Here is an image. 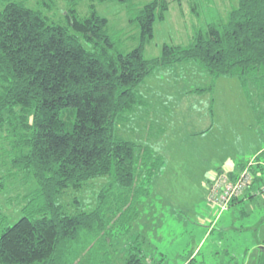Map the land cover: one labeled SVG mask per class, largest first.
<instances>
[{"label":"trees","instance_id":"16d2710c","mask_svg":"<svg viewBox=\"0 0 264 264\" xmlns=\"http://www.w3.org/2000/svg\"><path fill=\"white\" fill-rule=\"evenodd\" d=\"M28 1L0 0V154L9 151L14 174L36 185L23 197L22 216L0 234V264H109L115 231L125 225L130 232L161 164L150 147L118 135L126 114L145 102L138 87L156 69L194 62L215 78L236 77L244 89L251 83L263 99L264 0H238L226 22L207 24L187 47L164 45L149 60L143 49L167 0L131 15L139 43L128 52L116 47L93 4L114 0H88L84 16L79 0H65L58 21L48 15L57 0L36 8ZM262 155L254 161L264 162ZM260 171H252V188L260 186ZM105 177L92 210L76 206L71 214L60 203L68 190ZM5 219L0 208V224ZM261 250L257 264H264ZM136 253H127L126 264H143Z\"/></svg>","mask_w":264,"mask_h":264},{"label":"rangeland","instance_id":"374dc122","mask_svg":"<svg viewBox=\"0 0 264 264\" xmlns=\"http://www.w3.org/2000/svg\"><path fill=\"white\" fill-rule=\"evenodd\" d=\"M39 1L29 0L26 6L36 8ZM150 1L93 2L96 12L107 19L108 34L121 52L138 45V28L129 19ZM167 1L164 19L154 24L153 37L144 46L145 59L160 57L164 45L189 46L207 24L226 22L238 4V0ZM89 4L78 1L80 16L87 14ZM65 8L66 1L57 0L48 15L58 21ZM257 90L251 83L244 89L236 77L215 78L194 62L159 68L145 78L138 92L146 102L126 114L128 121L118 135L150 147L161 164L152 190L142 198L151 199L152 206L141 209L138 203L140 217L130 225V232L124 231L125 225L120 233L115 231L109 264H126L127 253L139 255L138 248L143 264H256L264 249V193L231 206L219 221L217 210L206 202V184L212 172L248 162L263 148L264 135L258 132L262 126L264 130V96L258 97ZM11 158L9 151L0 154V208L6 216L0 234L22 216L23 197L36 186L24 175L14 174ZM107 181V177L92 180L81 190H68L59 201L71 214L76 206L92 210Z\"/></svg>","mask_w":264,"mask_h":264},{"label":"built area","instance_id":"2783aa9c","mask_svg":"<svg viewBox=\"0 0 264 264\" xmlns=\"http://www.w3.org/2000/svg\"><path fill=\"white\" fill-rule=\"evenodd\" d=\"M260 166L258 176L262 177L260 186H253V169ZM206 202L208 206L214 207L218 214L229 209L230 204L251 191L254 196L264 193V162L256 163L254 159L249 160L241 169H224L213 173L207 181Z\"/></svg>","mask_w":264,"mask_h":264},{"label":"crops","instance_id":"0c3cea01","mask_svg":"<svg viewBox=\"0 0 264 264\" xmlns=\"http://www.w3.org/2000/svg\"><path fill=\"white\" fill-rule=\"evenodd\" d=\"M142 96V95H141ZM143 97V96H142ZM144 98V97H143ZM144 101H145V99H144ZM146 102V101H145ZM137 108V107H136ZM136 110V109H135ZM128 121V117H127V120L126 121H124V122H127ZM255 122H257L256 120H255ZM258 134L259 135H261V136H263L264 135V130H263V126H262V130H260L259 132H258ZM263 148L262 149H260V150H258L256 153V155L258 156L259 154H261V153H264L263 151H264V146H262ZM153 151V150H152ZM153 153H154V155L155 156H158L157 154H155V152L153 151ZM255 155V156H256ZM158 157H160V156H158ZM263 160H264V158H263ZM241 163H245V162H240V163H238L237 164V166L235 167V168H233V167H229V168H225V169H233V170H237V169H239V165L241 164ZM212 173H214V172H212ZM212 173H210V174H212ZM211 176V175H210ZM152 184H153V182H152ZM154 186V185H153ZM152 188V187H151ZM152 190V189H151ZM252 194H251V191H248V192H246L242 197H240L239 199H237V200H234L231 204H230V206H229V209L227 210V211H225V212H229L230 211V207L231 206H234V205H236V204H239V202L241 201V200H244V201H247V199H250V198H253V197H250ZM151 199H147V200H145V199H142V200H140V207H141V209L143 208V205H148V206H152V204H151V201H150ZM152 203H155V200H152ZM240 205V204H239ZM225 212H223V213H225ZM218 213V212H217ZM223 213H221V214H219L218 215V217L217 218H219L218 220L219 221H221V219L223 218L222 216H223ZM139 211H138V218L140 217L139 216ZM222 217V218H221ZM138 218L136 219V220H138ZM229 218H226L225 219V223H227V220H228ZM135 220V221H136ZM224 223V226L226 225ZM202 240H203V238H202ZM202 240L200 241V244L202 243ZM259 258V256L257 257V259ZM256 264H257V260H256V262H255Z\"/></svg>","mask_w":264,"mask_h":264}]
</instances>
